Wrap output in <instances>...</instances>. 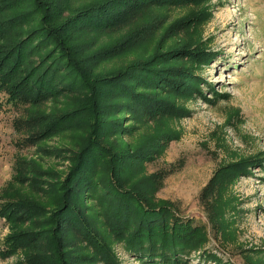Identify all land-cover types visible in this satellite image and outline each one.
Masks as SVG:
<instances>
[{
  "label": "rangeland",
  "instance_id": "rangeland-1",
  "mask_svg": "<svg viewBox=\"0 0 264 264\" xmlns=\"http://www.w3.org/2000/svg\"><path fill=\"white\" fill-rule=\"evenodd\" d=\"M0 264H264V0H0Z\"/></svg>",
  "mask_w": 264,
  "mask_h": 264
},
{
  "label": "trees",
  "instance_id": "trees-1",
  "mask_svg": "<svg viewBox=\"0 0 264 264\" xmlns=\"http://www.w3.org/2000/svg\"><path fill=\"white\" fill-rule=\"evenodd\" d=\"M121 76V75H120ZM119 76V77H120ZM118 78V77H117ZM116 79V78H115ZM78 83L81 81V80H77ZM103 82H106V83H99V87L100 89H103V87H106V85L108 84H117L119 83V81L121 80H118L116 82H113L114 79L113 78H104L102 80ZM110 96V95H109ZM91 149V150H90ZM82 154L81 156L83 155V158H84V155H88L90 152H92V154H94L95 156H99V154H101L100 151H103V148L99 147L98 144H94L92 145L91 148H85V149H82ZM90 151V152H89ZM105 151V150H104ZM106 152V151H105ZM108 153V152H107ZM102 155V154H101ZM110 155V154H108ZM112 155V154H111ZM80 156V155H79ZM80 156V157H81ZM86 157V156H85ZM111 158V157H109ZM85 159V158H84ZM112 160V159H110ZM82 162L79 163V167H82L81 165ZM114 160L111 161V164L112 166H114ZM108 181V180H107ZM116 187V186H115ZM113 189V188H112ZM114 190V189H113ZM118 190V189H117ZM118 194L123 198V199H126L128 200V202L124 203V209L122 210V213L126 214L127 215V218H131L129 214H133L136 218H140V222L141 220L145 223V217H147V219H153V214L154 212L152 210H148L146 208H143V207H140L139 206V209L137 207H134V203L133 201L135 200L134 196L130 193H127L126 191H119L118 190ZM148 208V207H147ZM117 209V208H116ZM156 215V214H155ZM141 216V217H140ZM120 217H123V216H118V217H115L116 219H121ZM122 221H125L126 223L129 221L127 220L126 218H122ZM129 223V222H128ZM163 228V227H162ZM176 234L174 233H166V232H163L161 231V228L157 225H151L149 228H143V227H140L138 229V231H136V234L135 236L133 237L134 239H139L141 240V242H136L133 246H139L141 245L140 243H143L147 240H152L156 237V239H158L160 243H152L153 245H156V244H160V247H165L167 249H171L170 246H173V242H174V238ZM172 239V240H171ZM152 241H156V240H152ZM168 241V242H166ZM172 244V245H170ZM152 245V246H153ZM142 246V245H141ZM140 246V247H141ZM164 249V248H163ZM172 250V249H171ZM171 252V251H170ZM174 252V251H172Z\"/></svg>",
  "mask_w": 264,
  "mask_h": 264
}]
</instances>
